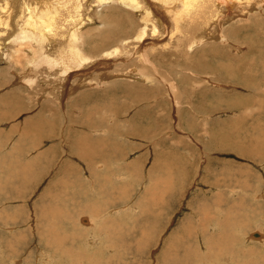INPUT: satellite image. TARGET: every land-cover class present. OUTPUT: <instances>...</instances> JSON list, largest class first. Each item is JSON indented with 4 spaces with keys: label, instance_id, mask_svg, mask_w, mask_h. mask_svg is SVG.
Instances as JSON below:
<instances>
[{
    "label": "rangeland",
    "instance_id": "374dc122",
    "mask_svg": "<svg viewBox=\"0 0 264 264\" xmlns=\"http://www.w3.org/2000/svg\"><path fill=\"white\" fill-rule=\"evenodd\" d=\"M17 1L20 2L19 4L15 3L17 12H20V8L22 11L23 7L21 4L23 5L27 1L28 4L32 3L31 0ZM140 2H142L140 4L141 8L136 9L129 4L121 3L119 0H111L108 4L104 5H97L93 0H90V2L89 0H83L79 13L76 16L71 14L72 18L70 17L67 20V24L65 23L63 29L65 31L67 30L70 20L77 21L80 33L84 34L86 38L84 36L75 45L81 46V50L85 51L90 57L92 55L93 57L91 59L100 61L101 59H105L103 58L104 54L107 51H111L110 48L113 45L104 46L105 44L103 45L102 40L96 38L100 36L101 32L104 34L107 32L112 33L113 30H111V27L115 20L126 22L128 18L127 21L131 22L133 20L140 25L138 20L142 18L141 11L146 4L145 0V3L143 0H140ZM115 3L118 4L116 5ZM5 4V0H0V21L3 22H0V38L2 36V38L8 39L7 37L16 30L13 31V25H11L10 5H8L9 10L6 14V11L3 10L7 7V4ZM30 5L33 7V3ZM261 5L258 7L257 14L255 13L253 15L254 13H248V18L246 16L243 17L246 13L242 15V18L241 15L239 17L235 15V20L230 21L231 23L229 22L224 27L225 30L222 32L223 36H226L229 32H234V37L240 36L241 39L244 38V40L248 39L250 41V45L245 43V45L240 46L241 51L238 52L240 55L243 52L244 54L248 52L250 48H256L259 44V37L252 31L248 32L246 36H242L236 32V27L248 21L256 25L255 19H259L257 23L263 20L264 2ZM216 6L218 7V5ZM67 9L62 8L59 12V15L64 19L69 16ZM243 9H247V7H243ZM131 10L132 12H130ZM2 15L3 18L1 17ZM23 15L22 13L19 16ZM82 24L85 26H82ZM7 26L8 28H6ZM135 26L133 25V28L138 31L139 26ZM230 27L233 28L231 29ZM128 29H122V32L118 35V40L129 38L124 45L127 49L123 52V55L119 56L120 53L118 55L116 54V56L112 55L108 61L111 60L114 63L110 61V63L106 64L107 67L102 64L97 65L96 70L93 68L92 72H89L82 79L78 76V78L75 77L77 79L76 81L69 80L68 88L72 87L76 90L72 91L71 96L65 101L60 95V91L61 94L64 92L63 86L61 85L62 78L59 74L57 76L60 69L58 70L56 68L51 71L48 69L49 64H43V62L32 64L31 67L27 63L29 60L28 52L26 54L22 52L24 57L21 56L19 59L20 55L17 54V50H20L21 47L18 42H13L12 37H9L7 41L0 40L2 50L0 52V264H47V262L49 264H79L80 258H78V255L80 256L84 252L90 256L85 264H161L165 257L172 262L171 264H198L197 257L202 256L203 259L206 258L205 254L208 252V241L217 239L221 240L222 245L228 247V250H225L228 253L227 259L218 258L216 260L218 263L219 261H224L222 264H264L262 261L264 247L258 245L259 243H254L253 241L256 240L252 239L255 238L252 236L253 233H261L264 231V201H261L264 200L261 197L264 194V162L259 163L258 160H255V162L249 161L234 151L232 152L225 148V146L230 145L227 142L232 143L233 141L234 133H230L232 128L235 129L236 127L243 126L250 131L248 133L253 138L254 135H252L250 129L253 127L264 130V116L259 118L255 112L244 113L243 111L231 110L224 106L220 108L216 107L219 104V98H241L250 94L249 89L247 90L244 86H241L242 89L237 87L242 85V80L239 78L238 81L233 78L231 80L229 78H218V81L225 85L217 87L207 77L203 80L196 77L197 75L201 76L200 73L196 72V69L201 68L199 62L206 54L210 53V49L206 48L205 55H201L199 50H194L193 52L189 51L187 54L182 55V58L176 56L174 59L172 58L173 55L170 54V47L163 48V50L160 47L151 53L152 59L158 62V67H160L162 72L164 71V74L160 77L162 79H168L173 73H181L179 76L174 75L178 79V82L172 84L177 89L175 94V89L170 88L169 85L161 83L160 81H154L150 68L147 73L144 74L142 72L141 61H138L133 56V53H135L133 52V47L137 40L134 39L135 36H132V30H129V35L125 34L124 36V32ZM245 29L246 31L249 30L246 26ZM148 31H151V26L148 28ZM16 33L18 34V31ZM63 37L60 34L54 35V39H56L55 49L57 51L51 49L49 53L51 56L59 55L63 50V43H60ZM63 42L64 45H67L66 39ZM211 42L208 41L209 44H213ZM254 43L255 45H253ZM46 46V50L49 52L50 47L48 45ZM235 49L237 50V48ZM33 54L35 53L33 52ZM64 54L67 57V53L64 52ZM207 62H209V58H207ZM17 63L20 64L17 65ZM46 65L48 66L47 68ZM187 66H193L194 69H191V71ZM102 67L108 69H103ZM98 68H100L103 74L97 71L99 70ZM132 69H135L138 74L132 72ZM28 71L29 76H27ZM74 74L77 75L78 73L74 71L71 75ZM106 74L107 80L104 78ZM99 75H102V77ZM53 76H55V79L52 78ZM128 76L135 77V79L133 80L132 77L130 79ZM17 77L20 79H17ZM23 78L26 79L24 80ZM27 78L34 79L31 87L29 86L30 83L27 81ZM147 78L149 81L146 82ZM53 81L55 82L54 84ZM113 84L117 85L116 88H112ZM259 85L262 87L264 93V81L260 82ZM198 86L201 88H198ZM83 93H86L85 98L87 100H84V97L81 96ZM169 96H173V98L171 97L172 101ZM176 96L178 99H176ZM55 97L59 98L57 99ZM259 99L264 100V96ZM92 100H96V102H92ZM177 100L180 101L178 102ZM46 102L47 104H45ZM61 103H64L63 106L67 105V108L63 107ZM92 105L104 107L103 109H99L100 111L93 112L92 121L95 119V122H97L96 126L104 130V134L101 137L106 140L108 145L107 149L110 154L106 158L109 160H113L114 157L120 158V168L125 169L124 166L131 165V169H129L130 174L126 170H118L119 178L112 172V169L106 173V177L109 179H107L109 188L113 186L112 184H119L118 187L115 186L117 187V193L112 197L111 205L108 207L109 215L105 222L107 224V230L110 231L109 236L111 235V231L116 229L113 225L118 224L121 226L122 235L120 240L116 238L115 240L117 241H113L118 246V249H109L112 246L109 238L111 239L112 237L106 236V246L108 249L106 251L103 247L105 245L101 246L98 244L97 246V244H94L91 246V249H87L88 247L83 241L72 244L71 240H77L73 236L65 240L55 241L53 248L57 252L55 250L50 252L49 247L51 245H44L41 241L40 232L44 227L50 230L53 229L52 232H57V234L63 235L64 238L66 235L64 232L61 233L63 231L61 226L63 227L67 222L62 223L63 218L67 217V220H71L72 227L76 226L77 220L79 222V220L86 219V224L81 223V221L80 225L87 228L92 222L88 216L89 214L87 212H81V208H79L81 205L84 206L86 204L83 202H86L87 199L84 200L78 193L83 186L84 193L89 187L84 180L82 181V179L76 177L80 175V172L75 174V167H73L74 172L72 169H69L67 160L69 159L68 154L71 153V150H68L67 147H64L63 150L62 145L64 144H61L63 140L60 138L62 131L66 132L64 129H78L82 127V118L85 114L90 113ZM45 106L46 108H44ZM34 109L36 111L39 110L37 112L39 114ZM49 110L52 112H49ZM47 111L48 113H45ZM65 111L69 113L64 118ZM216 111H222L223 113H219L220 115L213 114ZM112 112L117 113L118 116ZM40 115H42V119L39 117ZM241 116L246 118L242 120V124H240L241 122H237ZM38 120H43L44 122H39ZM64 120H67L68 125L66 127H62ZM24 121L25 125H22ZM50 121H54L55 123ZM30 123L32 124L30 125ZM41 123L44 124L40 128L42 131L39 129L38 133L40 135H35L36 126L37 124L40 126ZM16 127L21 128L17 129ZM57 129L60 131V134L57 132ZM114 129L119 132L122 131V133L125 132L126 135L129 131L140 132L142 130L144 131V136L147 134L152 137L153 144H148L140 138V140L136 138L127 139L123 136L112 134L115 131ZM248 133L241 134V137L245 136L242 138V141L250 139L247 135ZM255 134L260 136V130L256 131ZM45 135L51 138L47 139L48 137ZM92 136L94 139H101L100 133L97 135L92 134ZM58 137L59 139L57 140ZM242 143L246 146L250 145L247 141ZM37 147L39 148L36 149ZM155 160L158 161L156 162ZM165 160L168 161L166 162ZM70 161L73 165L80 162L76 157L71 158ZM31 162L33 164L29 168ZM151 162L153 165H151ZM227 169L229 170V174L234 175L229 176L233 179L242 180V178H245L244 174H248V178L252 180V182L250 180L249 182L252 183L254 188L258 186L256 193H258L260 200L258 201V196L254 199L252 195H247L248 198L243 200V191L234 185L231 186L233 188L232 190L229 188L230 191H227L228 188L218 189L215 184L218 180L223 179V172ZM81 174L83 173L81 172ZM125 175L126 177H122ZM96 178V175H94L92 180L97 181ZM76 179H79L78 184L75 181ZM255 179L260 181H256ZM65 183H70V186H63ZM236 184L241 185L240 183ZM224 189L231 198H234H230V201L222 199L220 205L224 209L220 210L218 207H211L210 205L209 208L202 206L218 190L224 192ZM104 197H102L103 203L101 201V207L107 202V198L104 200ZM43 198H45L44 201ZM70 199H74V201L72 202ZM96 200H99V198L97 197ZM242 202L244 208L240 206ZM229 203L230 205L237 206L236 209L239 211L231 210L228 216L229 219L227 220L228 223L223 227V221L226 220L225 208L230 206L228 205ZM251 208L254 212L251 211ZM42 209L48 210L46 213L55 210V212H58V218H44ZM59 210L61 212L63 211L65 215L62 216ZM255 213L257 214L256 216L254 215ZM53 224L57 225L56 228H52ZM118 231L120 230L118 229ZM43 236L46 237V234ZM248 237H250V241ZM240 240L242 241L240 242ZM167 244H172L173 246H166ZM183 246L184 249L187 247L190 250V247L194 246V249H197L195 250L196 252H193L188 258L184 259L183 256H188L192 251H183ZM168 247L171 248L166 252ZM47 256H50V258L46 259Z\"/></svg>",
    "mask_w": 264,
    "mask_h": 264
},
{
    "label": "bare ground",
    "instance_id": "6f19581e",
    "mask_svg": "<svg viewBox=\"0 0 264 264\" xmlns=\"http://www.w3.org/2000/svg\"><path fill=\"white\" fill-rule=\"evenodd\" d=\"M31 1L33 3V7L30 5L32 3L28 4V1H27V3H25L23 5L21 4V6L23 7L22 11H21V8H20V12H17L18 10L15 9V3L19 4L20 2H18L17 0H5V2L7 4V7L5 9H3V10H5L6 11L5 13L7 14L8 10H9L8 9V5H10V10H9V11H11V14H10L11 18L10 19L12 20V23H13V24L11 23V25H13V31L16 30L9 37H12L13 38V42H18L20 47H21L20 50H17V54L20 55L19 59L21 58V56H23L22 52L25 53V54L28 52L29 60H28V62L27 61L26 62L28 63L29 66L31 65V67H32V64L43 62V64L44 63L49 64V68L48 69H50L51 71L55 70L56 68H58V70L60 69L59 71L57 70L59 72V73H57V76L59 74V76H61V78H62L61 85L63 87L62 86L61 87L63 88L64 92L61 94V91H60V95H61V98L64 101L68 97L71 96V92L72 91L76 90V89H74L72 87L68 88L69 87V82H70L69 80L76 81L77 79H75V77L78 78V76H80L81 79H82V77L88 75L89 72H92L93 68L97 69V65L102 64V65L106 66V64L110 63L111 60L108 61V59H110V57H112V55L116 56V54L118 55V53H120L119 56L123 55V52L127 49L124 45L126 44L127 39H129V38H127V39L123 38L121 40H118V35H120V33L122 32V29L129 28L128 30H126L124 32V36H125V34L129 35V30H132V36H135L134 39L137 40L135 42V44H134V47H133L134 48L133 52H135V53H133L134 54L133 56H135V58H137L138 61H141L140 62L141 63V68H142V70H143L142 72L144 74L147 73L149 68L151 69L150 71H152V77L154 78V81H160L161 83L169 85L170 88L175 89L174 92L176 94V90L177 89L172 84L178 82V79L175 76H179L181 74L179 72H176V73H173V75L170 76L168 79L167 78L162 79L161 77L164 74V71L162 72L160 70V67H158L159 63L154 61L152 59V56H151V53L156 51V49L161 47L162 50H163V48L170 47V50H171L170 54L173 55L172 58L175 59L176 56H179L180 58H182L183 57L182 55L187 54V52H189V51L193 52L194 50H199L201 55H205V53H206L205 50L207 48V49H210L211 51H210L209 54H206L202 58V60L199 62L201 64V68H197L196 72L200 73L201 76L197 75L196 77L198 79H201V80H203L204 78L207 77L208 80L210 82H212V84H214L217 87H221L220 85H225L222 82L218 81V78H221V79L229 78V80H231V78H233L236 81H238V78H239V79L242 80V85H239L237 87H240V89H242L241 86H244L245 88H247V90L249 89V92H250L249 95L243 96L241 98L238 97L236 99H230V98L229 99H222V98H219L218 102H219L220 105L218 104L216 107L220 108V107L224 106V107L229 108L231 110L234 109V110H237L239 112L243 111L244 113H250V112L254 113L255 112L257 114V117H259V118L261 116L262 117L264 116V100H260L259 99L260 97L264 96L263 89L259 85L260 82L264 81V19L260 20L261 21V22L259 21L260 23L259 22L257 23V21L259 19H255L256 20V25H253L250 21H248L245 24H242V25H239V26L236 27V32L239 33L242 36H246V34H248V32L252 31V32L256 33L257 36L259 37V44L257 43L258 46L256 48H250V50L248 49V52H246L245 54H244L243 50H242L243 53L241 55L238 52L241 51V49H240L241 45H243V44L245 45V43L250 45V43H249L250 41L248 39H246V40H244V38L241 39L240 36H235L234 37V35H233L234 32H229V33L226 32L227 33V35L225 33L226 36L222 35V32L225 30L224 27L226 26V24H228L230 21H234L235 20V15H238V17L241 15V18H242V15H244V13H246L243 17L246 16V18H248L247 17L248 13H252V14L254 13L253 15H255V13L257 14L258 7H259V5L263 4L264 0H145V2H146L145 7L141 11L142 18L139 19V20L137 19L140 22V25H139V23L134 22L133 20L131 22L127 21L128 18L126 19V22H123L121 20H115V22L113 23V25L111 27V30H113L112 33L111 32L110 33L107 32L106 34H104L103 32H101L100 36H98L96 38L98 40H102L103 45L105 44L104 46L113 45L110 48L111 51H107L104 54L103 58H105V59H101L100 61H98V60L96 61L95 59L94 60L91 59V57H93L92 55L90 57L85 51L81 50V46H76L75 45L77 41L82 40L83 37L85 36L84 34L80 33L79 28L77 26V21L70 20L69 26H67V30L65 31L63 29L64 28L63 26H65V23L67 24V20L70 19L71 14L73 16H76L79 13V11L81 9V5H82L81 2L83 0L82 1L81 0H31ZM110 1L111 0H93V2L95 4H97V5L108 4ZM119 1H121V3L123 2V3L129 4L130 6H133L136 9H140L141 8L140 4H142V2H140V0H119ZM89 2H90V0H89ZM143 2H144V0H143ZM215 4L218 5V7ZM109 5H111V4H109ZM223 5H224V7H222ZM93 7H94V5H93ZM243 7H247V9H243ZM62 8L63 9L64 8H68L67 12L69 13V16L66 19H64L63 17H61L59 15V12H60V10ZM12 9H13V11H12ZM97 9H98V7H97ZM89 10H91V9H89ZM115 10H117V9H115ZM112 11H114V10L112 9ZM118 11H119V9H118ZM130 12H132V10ZM138 12H140V11H138ZM261 12H262V10H261ZM22 13L24 15L23 16H19ZM220 16H222V17H220ZM262 16L264 17V13L262 14ZM1 17L3 18V15ZM94 18H97V17H94ZM6 20H8V18H6ZM90 20H91V18H90ZM0 22H2V21H0ZM94 22H90V23H94ZM99 22H100V20H99ZM101 23H102V21H101ZM83 24H82V26H85ZM234 24H236V23H234ZM237 24H239V23H237ZM6 25H7V23H6ZM133 25L139 26V30L138 31L135 30L133 28ZM150 26H151V31H148V28ZM245 26L249 28L248 31H246ZM108 27H109V23H108ZM6 28H8V26ZM18 28L20 29V32H19ZM96 28H98V27H96ZM81 29H84V28H81ZM13 31H11V32H13ZM17 31H18V34L16 33ZM58 34L62 35V37L64 36L62 38V41L60 42V43H63V50L59 53V55L51 56V54H49L50 50L56 48V45H55L56 44L55 43L56 39H54V35H58ZM9 37H7V38L9 39ZM89 37H90V35H89ZM85 38H86V36H85ZM94 38H92V39H94ZM2 39L4 41L8 40V39L2 38V36H1L0 40H2ZM65 39H66L67 45H64L63 41ZM208 41H212L213 44H209ZM56 42H58V41H56ZM6 44H7V42H6ZM46 45H48V47H50L49 48V52H48V50H46V48H47ZM253 45H255V43ZM235 48H237V50ZM93 49H95V48H93ZM1 51L2 50H1V45H0V52ZM33 52L35 54H33ZM64 52L67 53V57H65ZM91 53H93V52H91ZM170 58H171V56H170ZM207 58H209V62H207ZM125 59H127V58H125ZM125 59H123V60H125ZM2 60H4V59H2ZM105 61H107V62H105ZM138 61H137V63H138ZM135 62H136V60H135ZM111 63H114V62L111 61ZM157 63H158V65H157ZM19 64L20 63H17V65H19ZM25 65H27V64H25ZM203 65L207 66V67H204ZM10 66H11V64H10ZM135 66H137V65H135ZM47 67L48 66L46 65V68ZM104 67H102V68L103 69H108V68H104ZM187 67H189V70L194 69L193 66H187ZM187 67H186V69L188 70ZM98 69L99 70H97V71H100V68H98ZM135 69H132V72H135V74H136L137 71ZM186 69L184 68V70H186ZM74 71L77 72L78 74L77 75H75V74L71 75ZM27 73H28L27 76H29V71ZM128 73H131V72H128ZM48 74H49V72H48ZM17 76L19 77L18 74H17ZM49 76H47V77H49ZM99 76L102 77V75H99ZM132 76H135V75H132ZM142 76H143V74H142ZM193 76H195V75H193ZM18 77H17V79H20ZM30 77H32V76H30ZM54 77L55 76H53L52 78H54ZM106 77H107V74L104 77L107 80ZM131 77H129V78L132 79L133 77L132 78ZM56 78H58V77H56ZM148 78H150V77H148ZM148 78H147L146 82L149 81ZM100 79L102 80V78H100ZM134 79H135V77L133 78V80ZM138 79H139V77H138ZM138 79H136V80H138ZM27 81L30 83L29 86L31 87V83L34 82V79L33 78H27ZM81 81H83V80H81ZM204 81H207V80H204ZM54 83L55 82L53 81V84ZM70 84H72V83H70ZM193 84H192V86H193ZM36 86H38V85H36ZM116 86H117L116 84H113L112 88H116ZM200 86H198V88H201ZM192 88H190V89L192 91H194ZM222 89H223V87H222ZM225 89H226V87H225ZM195 90H197V89L195 88ZM31 92H33V91H31ZM170 93H172V92H170ZM85 94L86 93H83V94H81V96L84 97V100H87L85 98ZM166 94H168V93H166ZM40 95H38V96H40ZM127 95H129V94H127ZM166 96L168 97V95H166ZM177 96H176V99H178ZM171 97L173 98V96H171ZM171 97L169 96L170 99H171ZM32 98H35V97H32ZM55 98L58 99L59 97H55ZM48 101H49V99H48ZM171 101H172V99H171ZM92 102H96V100L95 101L92 100ZM45 104H47V102ZM61 104L63 106L64 103H61ZM63 107L67 108V105H64ZM216 107H214V108H216ZM44 108H46V106ZM103 108L104 107H99L97 105H92L91 108H90V113L89 114L88 113L85 114L83 116V118H82V121H81V124H82L81 126L82 127H80V128L77 127L78 129H76V128L75 129H71V128L67 129L66 128V130L64 129V131H66L67 133L62 131L61 136L59 135L60 138H62L61 140H63V142H64V143L63 142L61 143V144H64V145H62L63 150H64V147H67L68 150H71V153L68 154V158L69 159L67 160V163L69 165V169H72V171L74 172L73 167H75V174H78L80 172V175H77L76 177H78L79 179H82V181L84 180L85 183L87 184V186L89 187V189H87L86 192L84 193V186L81 185L83 187L81 188V191L79 193L78 192L77 193L84 200L87 199L86 202H83V203H86V204L84 206H82V205L80 206L79 205L80 206L79 208H81L80 209L81 212H83V213L87 212L89 214L88 216H89V218L91 219L92 222L90 223L89 227L87 228V227H85L83 225H80L81 223H85L86 224V221H87L86 219L79 220V222L77 220V224L75 223L76 226L72 227L71 220H67V217H65V218L62 217L63 218L62 219V221H63L62 223H66L67 222L66 225H64L63 227L61 226V229H63V231L61 233L64 232V234L66 235L64 238H63V235L57 234V232L56 233L52 232L53 229L50 230V229H46L44 227L43 230L40 232L41 241H42V243L44 245H49V246L51 245V247H49L50 252H52V250H55L53 248V243L55 241H57V240H65V239L71 238L73 236H75L77 238V240H71L72 244L80 243V242L83 241V243L88 247L87 249H91V246L94 245V244H97V246H98V244L101 245V246L105 245L103 247H104V249L106 251L108 250L107 246H106V236L112 237L111 239L109 238V242L112 244V246L109 249L110 250L118 249L117 248L118 246L114 242L117 241L118 239L120 240V238H121V235H122L121 226L118 225V224L113 225L116 229L111 231V233H110L111 235L109 236V232L110 231L107 230V228H106L107 224H105V222H106V220L108 218V215H109L108 207H110V205H111L112 197L115 196L116 193H117V187H118L119 184L118 183L112 184L113 186L109 188V186L107 184V179L108 178L106 177V173L112 169V172L115 173L117 176H118V172H119L118 170H122V171L126 170V172H128L130 174L131 172H130L129 169H131V165L128 164V165L124 166L125 169L124 168H120V166H119L121 164L120 163L121 162L120 158L114 157L113 160H109V159L106 158L110 154H109L108 149H107L108 145H107L106 140L101 137V135L104 134V130H101V128H98L96 126L97 122H95V119H93V121H92L93 112L94 111H100L99 109H103ZM38 111L39 110H37L36 113ZM49 112H52V111L49 110ZM115 112H112V113L114 114ZM45 113H48V111L45 112ZM68 113L69 112H66V111L64 112V115H63L64 118L68 116ZM219 113H223V112L222 111H216L213 114H219ZM37 114H39V113H37ZM37 114H35V115L37 116ZM115 114L117 115V113H115ZM116 115H114V116H116ZM41 116L42 115H40L39 117H41ZM69 118H70V116H69ZM34 119H37V118H34ZM41 119H42V117H41ZM244 119H246V118L244 116H241L240 118H238L237 122H239V123L241 122L240 124H242V120H244ZM43 120H45V119H43ZM43 120H40V121L38 120V121L42 122ZM50 122H52V121H50ZM68 122H70V121H68ZM46 123H48V122L46 121ZM52 123H55V122L53 121ZM31 124L32 123H30V125ZM56 124H58V123H56ZM22 125H25V121H24V124H22ZM66 125H68L67 124V120H64L62 127H66ZM41 126L43 127L44 124L41 123L40 126H38V124H37L35 132H34L35 135H38V134L40 135V133H38V131H39L40 128H42ZM48 126H49V124H48ZM57 126H60V125H57ZM21 127H18V128L16 127V128L19 129ZM45 127H44V129H45ZM33 130H34V128H33ZM250 130L252 132V135H254L253 138H251V136L248 133L250 131L247 128H244L243 126L236 127L235 129L232 128L230 133H234L233 141H232V143L227 142L230 145L225 146V148H227L228 150H231L232 152L234 151L235 153L239 154L240 156L244 157L245 159H248L249 161L255 162V160H258L259 163L264 162V132H263L264 130L262 129L263 130L262 131L261 129H255L253 127ZM258 130H260V132H261L260 136H257L255 134V132L258 131ZM45 131H46V129H45ZM31 132H33V131H31ZM57 132H59V134H60L59 130ZM96 132H97V134L100 133L101 139H97V138L94 139L92 134L97 135ZM19 133H20V131H19ZM64 133H66V134L63 136ZM127 133L128 134L126 135L125 132L122 133V131L119 132V131L115 130L112 134L119 135L121 137L123 136L124 138H127V139H129V138L130 139L131 138H134V139L136 138L138 140L142 139V140L146 141L148 144H153L152 137L148 136L147 134H145L146 136H144V131H142V130L140 132H138V131H134V132L133 131H129ZM242 133H244V134L248 133L247 135L249 136L250 139L242 141V138L245 137V136L241 137ZM22 134H24V133H22ZM225 134H227V133H225ZM25 135H27V134L25 133ZM47 135H45V136H47ZM47 137H45V138H47ZM50 138L48 137L47 139H50ZM52 138H53V136H52ZM58 139H59V137L57 138V140ZM44 140H42V141H44ZM246 141L249 142V144H250L249 146L248 145L246 146L245 144L242 143V142H246ZM50 142H51V140H50ZM59 143H60V141H59ZM198 145H200V144H198ZM39 147H37L36 149H38ZM144 148H146V147H144ZM215 153H218V152H215ZM113 155L115 156V154H113ZM202 155H203V153H202ZM73 157H76V158H78L80 160L79 163L74 164L75 166L70 161V159L73 158ZM159 160H161V159H159ZM123 161H124V158H123ZM127 161H128V159H127ZM155 161L157 162L158 160H155ZM165 161L167 162L168 160H165ZM32 164H33V162H31L29 164V168L32 167L31 166ZM110 165H112V166L109 167ZM116 165H117V167H116ZM151 165H153L152 162H151ZM26 168H28V167H26ZM162 169H163V167H162ZM81 172L83 174H81ZM226 172H228V173H226ZM223 173H224L223 179L218 180L216 184L214 183L218 187V189H220V188L221 189L222 188H228L227 191H230V190L233 189L231 186L234 185V186H236L237 188H239V189H241L243 191V193H244V198H242L243 200L247 199L249 195H252V197L254 199L258 196V193H256V190L258 189V186H256L254 188L252 183L249 182L250 179L248 178V176H249L248 174H244L245 178H242V180H241V179H233V178L229 177V176H234V175L229 174V170L228 169L225 172H223ZM94 175H96L97 181H95V180L93 181L92 180V177H94ZM122 177H126V175L122 176ZM118 178H119V176H118ZM79 179L75 180L77 184H78ZM255 180L257 181L258 179H255ZM161 181H163V180H161ZM199 181H200V179H199ZM250 181L252 182V180H250ZM258 181H260V180H258ZM93 182H94V184H93ZM203 182H204V180H203ZM236 183H240L241 185H237ZM65 184L63 186H66V187L70 186V183H65ZM115 186H117V187H115ZM229 188H230V190H229ZM220 190H218V192L215 195H213L211 198H209L208 202H206L205 205H202V206H205V208H209V205H210L211 207L216 206L220 210L224 209V207H221V205H220L222 199L223 200L227 199V201H230L231 197L228 194V192H226L225 189H224L225 190L224 192L220 191ZM250 190H252L253 192L250 191ZM74 195H73V197H74ZM42 196H43V194H42ZM97 197L99 198V200H96ZM102 197H104V200H106V198H107V202H109L107 205H105L107 202L104 203V206H102L103 208L101 207V201L103 203V198ZM261 197H263V199H264V194ZM46 198H47V196H46ZM115 199H116V197H115ZM231 199H234V198H231ZM44 200H45V198H43V201ZM70 200H72V199H70ZM259 200H260V197L258 196V201ZM73 201H74V199L72 200V202ZM80 201H81V199H80ZM261 201H264V200H261ZM228 205H230V203ZM59 206H61V205H59ZM240 206L244 208L243 202L240 204ZM236 207L237 206H235V205H230V206H227L225 208L226 220L223 221L224 223L222 222L223 223V227H224V225L226 223H228L227 220L229 219L228 216H229L230 211L231 210H235L236 212L239 211V210L236 209ZM251 207L253 208V206H251ZM252 208H251V211L254 212V210ZM47 211L48 210H43L42 209V214H43L44 218H50V219H55L56 217L58 218V216H57L58 212H55V210L52 211V212L46 213ZM59 211L61 212V210H59ZM48 214H50V215H48ZM61 215L63 216V215H65V213L62 211ZM221 215H224V214H221ZM254 215L256 216L257 214L255 213ZM56 226H57L56 224H53L52 228H56ZM231 227H232V224H231ZM118 229L120 231H118ZM75 230L78 231V232H76ZM45 232H47V233H45ZM263 232H261V233H258V232L253 233L254 235L252 234V236L255 237L256 239L252 238V236H250L253 240L257 241V242L253 241L254 243H259L258 245H261L262 247H264V234H263ZM44 233L46 234V237L43 236V235H45ZM177 236H175V237H177ZM245 237H243V238H245ZM250 237H248V240H249ZM116 238H117V240H115ZM243 238H242V240H244ZM228 239H229V237H228ZM219 240L220 239H217V240H214V241H210V242L208 241V252L205 254L206 258H204L207 261L204 260L202 256L201 257H197V263L198 264H219V263L222 264V263H224V261L223 262L219 261V263L216 261L218 258L219 259L220 258H226L227 259V256H228V253L225 251L226 249L228 250V247L226 245H222L221 240L220 241ZM242 240H240V242ZM230 242H232V241H230ZM166 246H173V245L172 244L171 245L167 244ZM194 247H190L191 248L190 250L192 252L188 256L187 255L183 256L184 259L188 258L191 254H193V252H196L195 250L197 248L194 249ZM246 247H248V246H246ZM170 248L171 247H168L166 252L168 250H170ZM93 249H94V247H93ZM182 249L185 252H189L190 251L189 249H187V247H185V249H184V246L182 247ZM114 252H116V251L114 250ZM71 253H69V254H71ZM72 256H70V257H72ZM48 258H50V256H47L46 259H48ZM78 258H80V260H79L80 263L79 264H85L86 260L89 259L90 256L87 253L84 252V253L80 254V256L78 255ZM262 261L264 263V255L262 257ZM171 263L172 262L165 257L164 261H162L161 264H171ZM47 264H49V262H47Z\"/></svg>",
    "mask_w": 264,
    "mask_h": 264
}]
</instances>
